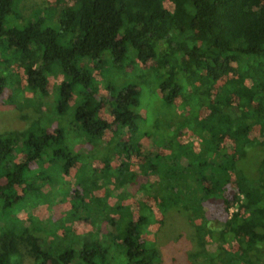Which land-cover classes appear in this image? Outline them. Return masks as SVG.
Wrapping results in <instances>:
<instances>
[{
    "label": "trees",
    "instance_id": "obj_1",
    "mask_svg": "<svg viewBox=\"0 0 264 264\" xmlns=\"http://www.w3.org/2000/svg\"><path fill=\"white\" fill-rule=\"evenodd\" d=\"M20 1L0 0V96L20 93L13 67L40 97L58 74L59 119L51 130L38 119L0 131V264H24L23 255L33 264H159L158 241L145 235L173 211L199 220L205 264H264V0H51L54 16L36 18L21 14ZM108 63L151 76L154 111L140 113L132 83L97 95L92 71ZM147 119L160 135L142 131ZM73 137L92 152L104 140L101 169L90 170L93 155L75 151ZM81 157L88 166L75 171ZM72 171L69 190L56 176ZM118 176L119 186L137 183L133 203L121 202L125 194L112 206L89 200ZM52 180L68 204L64 219L86 222V235L62 225L54 235L29 213ZM214 204L223 221L208 215Z\"/></svg>",
    "mask_w": 264,
    "mask_h": 264
},
{
    "label": "rangeland",
    "instance_id": "obj_2",
    "mask_svg": "<svg viewBox=\"0 0 264 264\" xmlns=\"http://www.w3.org/2000/svg\"><path fill=\"white\" fill-rule=\"evenodd\" d=\"M20 11L23 16H32V18H36L39 16V10H48L50 17L54 16V11H56L55 6L57 3L51 0H21L20 3ZM37 11V12H36ZM44 17V16H43ZM83 65V64H82ZM84 65L86 67H92L93 65L90 62H85ZM83 65V66H84ZM153 65V64H152ZM140 68V66H138ZM138 68V69H139ZM101 73H97L95 69H93V81L94 87L96 89L97 95L102 97L109 98V93L106 92L104 86L111 85L114 87V90L120 89L123 85L134 84L137 88H139L141 96H140V104L139 108H141L140 113L143 115L147 107L151 111H154V107L158 106L157 99L154 95V87L155 85L150 82L151 76L146 77L145 73L142 72V76L145 77V80H141V78H135L134 74L130 70H124V73H121L117 70L113 65L108 63L107 65H103L102 67L99 66L98 68ZM97 70V69H96ZM13 74L17 76L19 83L18 87L20 89V93L12 91L11 89H6L5 92L0 96V131L4 130H21L19 125L20 121L25 122L26 124L40 119L42 122L41 124H47V129L51 130L56 126V122L59 117L56 115L54 111V100L56 94V87L60 82V76L57 74L55 76H51L48 79V94L45 97H40L37 94L28 92L25 88V81L24 77L20 71L13 67ZM145 81V82H144ZM112 91L116 93V91ZM14 94L13 96H11ZM34 104L35 106H32ZM71 105V103L69 104ZM149 111V110H148ZM149 112L148 114H150ZM103 116L105 118L108 117V108L103 106ZM70 119V117H68ZM67 116H63L61 118L63 124L68 122L69 119ZM151 120L147 119L143 121L141 124L142 131L150 129ZM19 127V128H18ZM22 128V127H21ZM148 132L153 134V131L150 129ZM153 135H160V133H155ZM109 136H105V139H108ZM157 138V137H156ZM141 147L148 148V144L144 141H141ZM72 144L75 151H80L83 154H92L93 161H91L90 170L97 172L99 169L102 168V157L101 155L104 152L105 145L104 140L103 142L98 143L93 148V152L88 150V146L83 144L78 139H72ZM259 149H248L246 152L247 157L254 156L258 154ZM82 154V155H83ZM20 150L18 148L14 151L15 158L19 157ZM260 156V154H259ZM81 161L76 163V168H84L88 166L85 157H81ZM121 161V159L119 160ZM118 162L114 161L110 162L111 166H117ZM121 163H124L122 160ZM115 164V165H114ZM130 165V164H129ZM35 166V165H34ZM48 165H44L43 167L46 168ZM53 167H50L52 169ZM50 171V170H49ZM75 171L70 172L71 178L68 177L64 179L62 176L57 174L56 178L59 181L66 180L69 184V190H72L74 185L72 184L73 175ZM125 172L133 171L136 172V168L129 166V169L125 167ZM51 173V171H50ZM119 178V179H118ZM118 178H113L112 182L103 188L94 189L89 193V200H92L94 197H98L100 199L103 198L104 202L112 206L116 201L117 198L123 196L125 194V199H122L121 202L125 204L133 203L132 194L135 193L134 188H136L137 183L135 184H126L119 186L117 183L119 182L120 178L124 182L123 176H118ZM138 182L142 179L138 177ZM52 180L51 183H47L42 188V200L39 206L35 207L34 209L30 210L29 213L34 216L37 220L42 221V226L46 229H53V234H59L61 229V225L63 227H68L73 229V231L77 235H86L91 229L90 225H87L86 222L82 221H70V224L66 222V209L68 204L64 201L57 202L60 199V194H57L56 191L58 190L59 184L57 181ZM121 181V180H120ZM68 196H66V199ZM207 210L209 211L208 215L211 219H216L217 221H223L224 219V211L218 204L210 205ZM234 208L229 209L228 213L232 212ZM157 215V213L155 214ZM108 216H113V212L110 211ZM106 216V217H108ZM104 220V215H102ZM165 221L156 219L155 224L148 229L147 234L145 237L147 239H156L158 241V249L160 251V263L159 264H205L206 261L209 259L208 256H204L203 252V245L207 243L209 239L207 234L204 233L201 236L196 231V224H199V220H194L189 222L188 215L182 214L179 211H173L168 215ZM99 219L96 216L95 225L99 228L101 233L106 232V226L104 221ZM8 222H5L6 224ZM217 226V224H216ZM24 264H33V262L24 256ZM73 264H79L78 262H73Z\"/></svg>",
    "mask_w": 264,
    "mask_h": 264
}]
</instances>
